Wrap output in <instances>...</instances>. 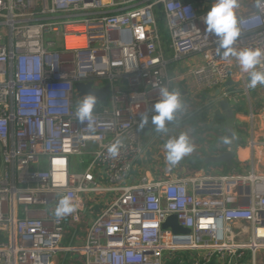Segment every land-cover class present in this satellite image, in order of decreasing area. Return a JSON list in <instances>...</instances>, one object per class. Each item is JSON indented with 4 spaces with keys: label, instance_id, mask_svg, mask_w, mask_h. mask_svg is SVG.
Returning a JSON list of instances; mask_svg holds the SVG:
<instances>
[{
    "label": "built area",
    "instance_id": "2783aa9c",
    "mask_svg": "<svg viewBox=\"0 0 264 264\" xmlns=\"http://www.w3.org/2000/svg\"><path fill=\"white\" fill-rule=\"evenodd\" d=\"M214 2L0 0V264H54L57 252L70 264H264V85L252 98L248 74L205 33ZM235 15L233 47L264 49V2L238 0ZM192 56L185 73H168ZM187 78L227 99L248 131L241 172L178 171L161 165L157 136L142 142L141 115L150 119L160 87ZM77 81L109 84L92 128L76 119ZM146 151L155 176L138 170ZM83 154L88 164L73 171L71 156ZM65 195L76 211L57 218ZM170 215L189 232L163 228Z\"/></svg>",
    "mask_w": 264,
    "mask_h": 264
},
{
    "label": "clouds",
    "instance_id": "9594fccd",
    "mask_svg": "<svg viewBox=\"0 0 264 264\" xmlns=\"http://www.w3.org/2000/svg\"><path fill=\"white\" fill-rule=\"evenodd\" d=\"M261 2L264 0H257V7L260 6ZM237 6L238 0H215L202 20L205 24V33L214 36L216 39L217 51L224 58L234 57L241 71L248 74V87L255 88L257 85H264V71L258 70V66L264 64V49L243 48L237 50L233 47L240 35L235 15ZM97 100V96L90 92L83 95V99L77 105L76 119L81 123H87L89 128L93 126V109ZM182 108L181 92L179 90L170 91L166 86H161L159 99L152 105L150 119L147 113H143L138 127L143 129L150 122L157 132H164L167 130V125L176 119L177 113ZM224 142L229 143V138L226 137ZM120 146L121 141L117 138L107 149L109 155L115 157ZM165 149L167 164L175 166L185 156L191 154L193 146L188 135L182 133L177 137L168 139L165 143ZM75 211L76 204L73 198L65 195L58 200L53 215L57 218H63Z\"/></svg>",
    "mask_w": 264,
    "mask_h": 264
},
{
    "label": "crops",
    "instance_id": "0c3cea01",
    "mask_svg": "<svg viewBox=\"0 0 264 264\" xmlns=\"http://www.w3.org/2000/svg\"><path fill=\"white\" fill-rule=\"evenodd\" d=\"M195 59H196V57L192 56V57H187V58L181 59V60L176 61V62L169 63L167 66L168 73L170 75H173L175 73L178 74L179 72H181L180 71L181 69H183L184 67L191 64V62ZM175 81H178V79H175ZM191 85H192V83H191ZM186 89H185V91L183 90L181 93L182 94L188 93L187 92L188 90H186ZM199 93L201 94V96L198 98V100L202 101V98L214 100V103L217 104L219 111L221 113H223L221 105L218 103V101L216 99H214V96H213V98H211L210 95H212V94H210V93H212V92L201 91ZM207 94L210 97H205ZM214 94H215V91H214ZM177 119L178 118H176V120ZM200 120L201 119L197 117L195 122H199ZM235 123H234L235 127L237 126L236 128H239V129H236L234 127L233 132L230 131V134H228V132H226V131H225V133L224 132L222 133L221 131H219V133H216L214 131L210 134L205 133L207 135L206 138H203L200 134V136H198V137L201 139H199V140H198V138H196V136L192 135V137L195 138L196 140H198L199 142L194 141V143H192L193 151L191 152V154H189L188 156H185L177 165L172 166V167L175 169H178V171L184 172L186 170V168H182L183 166H185V167L188 166L190 168H195V169L203 168V169L212 170V171H214V170L218 171L220 169L222 171H224L225 168H233L234 169L237 165L240 166L239 160L242 159V157H244L243 155H245V154H243V153H244V151H246L248 149L246 147V145L241 146L240 143L235 144V150L233 153V162L235 164L234 167H227L223 163H206L205 162V158L207 156H218L226 150L227 143L224 142L226 137L229 139L232 138L234 140V143H235V141L242 142V141L246 140L245 143L247 144L248 137H249L248 131L242 130L241 126L238 124L237 121H235ZM214 124L215 123H213V125ZM180 125H182V124L177 123V125H173L170 129H168L164 132H157L156 128L154 126H152L151 123L149 122L147 127H144L142 130V133H141L142 142L147 143L149 140H152L154 136H157L156 138H154L156 145H157L155 147L154 151H157L158 148H160V147L165 148V143L168 139L177 137L182 133L186 134V133H184L185 132L184 129H186V127H184V126L180 127ZM242 132L247 134L245 140H244V137H243L244 135L242 134ZM263 133L264 132H262V131H258L259 136H261ZM201 142L204 143L205 145H201L198 147L197 143L200 144ZM247 151L249 153V150H247ZM147 154H151V152H148V151L145 152V154H144L143 158L141 159L140 164L138 166V170L141 172L146 171V172L150 173L151 175L155 176L156 172L152 168V164L149 161V157ZM159 156L161 159V165L167 163L166 162V149L163 150V154H160ZM197 163H203V164H208V165L197 167L196 166ZM178 174H181V172ZM62 256L63 257H61V259L63 262V260H65V257H64L65 254L62 253ZM54 264H56L55 261H54ZM78 264H80V263H78Z\"/></svg>",
    "mask_w": 264,
    "mask_h": 264
},
{
    "label": "rangeland",
    "instance_id": "374dc122",
    "mask_svg": "<svg viewBox=\"0 0 264 264\" xmlns=\"http://www.w3.org/2000/svg\"><path fill=\"white\" fill-rule=\"evenodd\" d=\"M155 15H156V22H157V27L159 29V31L164 34V32L166 31V22H165V18L163 16V14L161 13L160 10H155ZM185 69L186 67H184L183 69H181V73H185ZM179 70V69H178ZM186 82L188 83L187 85L183 82V81H172L170 83V89L172 90H179L180 92H182L183 90L185 91L188 90V93H181V100L183 103V108L182 110L177 113V120L175 119L173 122L169 123L167 126V130L170 129L173 125H177L178 124H182L180 125V127H186L185 132L184 133H188L190 136H196V138H199L198 136H200V134H205L206 132H210L209 130H212V132H216L219 133V131H221L222 133L226 131L225 127V119L227 118L226 115H224L223 113H221L218 109V106L216 103H214V100L212 99H204L202 98L201 100H198V98L201 96L200 93L196 92L194 88H191L190 86V79L187 78ZM249 94L252 98H254L255 96L258 95L256 88H251L250 87V91ZM211 98H213V95H210ZM208 94L205 97H210ZM245 103H246V99L244 98L241 102H240V108L244 111L245 110ZM231 104V103H229ZM232 106V105H230ZM247 111V110H246ZM200 118L201 120L199 122H195L196 118ZM221 117L224 118L223 122H219V120L221 119ZM213 123H215L213 125ZM234 123H235V117H234ZM236 124V123H235ZM244 126L247 128L246 123H244ZM188 127V128H187ZM235 127V125H234ZM237 127V126H236ZM235 127V128H236ZM239 129V128H236ZM261 130L264 131V126L262 124L261 126ZM239 131V130H238ZM227 132V131H226ZM211 133V132H210ZM244 135V140L246 139L247 134L243 133ZM198 140H196V142H199ZM246 141V140H245ZM245 141L240 142L241 146H245L246 143ZM228 145V143H227ZM248 150V149H247ZM244 151L243 155L244 157L247 158V156L249 155L248 151ZM247 154V155H246ZM149 157V161L151 162V158H150V154H147ZM89 158L90 156L87 154H83V155H72L71 156V169L73 171H81L83 170L86 165L89 162ZM208 164H203V163H197L196 166L200 167V166H206ZM240 167L241 166H236L234 168L235 171L237 172H241L240 171ZM231 169L230 168H225L224 172H229ZM98 208V207H97ZM69 243V239L64 240L63 244H68ZM63 254H65L63 252ZM62 253L61 252H57L54 256V261L57 264H70V259L73 258V255L71 253H67V255H65V260L61 259ZM62 262V263H61Z\"/></svg>",
    "mask_w": 264,
    "mask_h": 264
},
{
    "label": "water",
    "instance_id": "95a60500",
    "mask_svg": "<svg viewBox=\"0 0 264 264\" xmlns=\"http://www.w3.org/2000/svg\"><path fill=\"white\" fill-rule=\"evenodd\" d=\"M159 6L160 5H158V7ZM232 83H233L232 79H229L226 82V84L228 85ZM75 88L77 89L80 95H86V94H89L90 92L94 93L98 98L96 105L98 103L105 102L109 94V91H110L108 83L97 88V87H93L90 81H87L85 83L81 81H77L75 82ZM218 93H219V89L215 91V94H218ZM217 101L221 105L223 114L226 115L227 117L224 121L226 124L225 129L228 132V134H230V131L233 132L234 130V112L227 99L217 97ZM229 140L230 142L228 143L226 150L222 154L218 156H207L205 158V162L206 163H223L227 167H234L235 164L233 162V153L235 150V143L232 138H230ZM162 227L163 228L170 227L174 233H188L189 232L187 228H184L179 225L175 215L168 216L166 221L162 224Z\"/></svg>",
    "mask_w": 264,
    "mask_h": 264
},
{
    "label": "trees",
    "instance_id": "16d2710c",
    "mask_svg": "<svg viewBox=\"0 0 264 264\" xmlns=\"http://www.w3.org/2000/svg\"><path fill=\"white\" fill-rule=\"evenodd\" d=\"M163 36H164V38L167 36L166 32H164ZM223 121H224V118L221 117V119L219 120V122L221 123ZM239 143H240L239 141H235V144H239Z\"/></svg>",
    "mask_w": 264,
    "mask_h": 264
}]
</instances>
